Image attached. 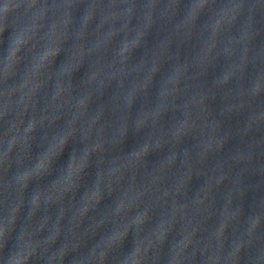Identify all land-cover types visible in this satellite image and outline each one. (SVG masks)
Segmentation results:
<instances>
[{"label": "water", "instance_id": "1", "mask_svg": "<svg viewBox=\"0 0 264 264\" xmlns=\"http://www.w3.org/2000/svg\"><path fill=\"white\" fill-rule=\"evenodd\" d=\"M21 2L26 26L0 36V231L21 249L9 254L13 264L28 253L31 264H98L114 246L123 247L109 264L121 255V264H187L204 248L195 264H211L212 256L227 264L248 216L260 226L238 264H256L264 218L251 214L264 208V124L257 125L264 112L252 113L264 111V97L245 109L229 102L256 74L250 91L264 89V0ZM14 4L0 0V30L11 24ZM26 47L33 55L21 69L11 53ZM193 105L206 107L229 136L195 166L200 174L170 168L163 142L147 157L148 148L138 149L151 132L144 126L158 121V131L167 132L180 109ZM224 107L231 114H222ZM72 128L84 142L70 140L49 167ZM197 143L189 136L179 149L194 151ZM46 146L39 164L22 167ZM243 152L250 161L234 164ZM218 163L232 166L219 189L215 178L206 181ZM237 177L245 189L234 201L243 210L239 224L227 194Z\"/></svg>", "mask_w": 264, "mask_h": 264}, {"label": "clouds", "instance_id": "2", "mask_svg": "<svg viewBox=\"0 0 264 264\" xmlns=\"http://www.w3.org/2000/svg\"><path fill=\"white\" fill-rule=\"evenodd\" d=\"M210 2L215 3L216 0H210ZM22 7L23 5L21 0H15V4L13 5V14L10 17L11 24L0 30V36H3V33L9 29H11L12 33L15 31H20L26 26V21L22 13ZM206 7H208V2L201 5L200 12L203 13L204 8ZM200 16L201 15H198L194 19L195 25L197 19ZM11 55L13 57V63L18 62V67L23 69L26 64H30L33 55V50L29 47H26L24 49H18L15 54L11 53ZM259 62L261 64H264V58H260ZM259 74H264V71L259 72ZM256 77L257 74L254 78L250 80L247 87L241 84V86L236 90V92L233 93L234 99L229 102L232 106H243V108L245 109L246 107H250L251 101H254L258 97H264V89H260L259 91H250L252 89H255L256 87ZM168 78L169 74L163 79L162 82L166 84ZM242 79L243 77L237 80ZM229 91L233 92L231 88L229 89ZM180 111L182 113V118L177 120L167 132L158 131V121L155 124H148L144 126L143 128H151V132L148 135L147 139L144 141V143L138 149L148 148L149 152L146 154L147 157L152 152L151 149L153 145H155L156 143L163 142L165 146H169V155L163 161L167 162L171 158V163L169 164L170 168H176L177 165H179L181 169L180 171H183L189 175L194 174V172H199L200 174V170H197L195 166L203 165L209 159L210 156H215V154L219 153L223 149L229 136L227 133H224L222 131V122L220 120H217L215 118L210 119V114L206 107L201 105H193L190 106L187 110L182 107ZM259 112L264 111L253 112L252 115ZM222 114L231 113H228L224 107L222 109ZM261 124H264V121H260L257 125ZM140 130H138V132ZM61 131L62 128L58 130H53L50 135L47 134L48 140H54L61 133ZM77 136L79 137V134L75 128H72V130L69 131L67 135L61 136L63 137V143L60 145L59 151L48 159L47 165L49 167H51L52 163L64 151V148L69 143V141L75 140ZM189 136L198 138L196 149L194 151L188 149L180 150L179 145L182 144L184 139ZM79 139L81 142H84V140L80 137ZM138 149L134 151H137ZM46 151L47 146L44 148L43 152L39 153L36 156L34 161L31 158V160L22 165V167L31 164H39V157L42 153H45ZM81 153H84V148L79 154H77V152L73 150V152L70 154L67 166L62 167L61 171L76 164L77 158L81 157ZM237 153L232 157V161L234 164H240L242 162L250 161L249 159H247L246 152H243V155L240 158H237ZM231 171V165H229L226 170L223 163H218L210 174H206V181L215 178V182L212 185L219 189L220 185L223 184L226 179H228ZM261 172L264 173V166H262ZM229 193L231 195V206L237 207L239 209L238 216L235 220V224H239L240 217L243 215V210L240 204L234 205V201L239 198H242L245 194V189L242 187L241 180L239 177L233 180V187L227 192V194ZM262 200L264 199H261L260 201ZM251 215L264 218V208H258V211H254ZM248 217L245 221L247 226L240 233V235L233 239V241L231 242L230 251H228L227 253V264H238L241 250L246 245H250L257 238V230L259 229L260 222L259 220H257L256 227H252L248 223ZM10 240L12 241L11 249H9ZM134 240L135 237L133 236V242ZM16 245L17 241L11 237L8 231H0V261H2V264H9V261L11 262V264H13V261L16 256L10 257L9 254L13 250H15L18 254L21 253V249L16 247ZM122 247L123 246H114L109 251V254L107 256H100L98 258V264H109L112 252L116 249H122ZM207 251V248L193 251L191 257L189 258V260H187V264H195V261L198 258L197 252H199V258H202L206 256ZM31 255V253H28V255L23 261V264H31ZM123 256L124 255L120 256V258L117 260V264H121ZM208 259L211 260V264H220L221 258L220 256H212L208 257ZM256 264H264V253L257 257Z\"/></svg>", "mask_w": 264, "mask_h": 264}]
</instances>
